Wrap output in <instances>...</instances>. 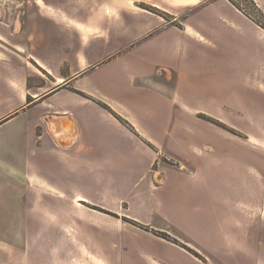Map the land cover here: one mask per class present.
<instances>
[{
    "label": "crops",
    "instance_id": "1",
    "mask_svg": "<svg viewBox=\"0 0 264 264\" xmlns=\"http://www.w3.org/2000/svg\"><path fill=\"white\" fill-rule=\"evenodd\" d=\"M254 1L264 12V0ZM208 49L220 53L211 67L251 72L242 86L253 88L252 97L237 90L214 99L210 110L198 106L193 73L202 59L207 69ZM218 78L209 84L222 96ZM262 87L264 28L229 0H0V121L7 118L0 168L12 167L18 182L43 185L14 196L41 201L34 214L44 221L27 224L32 231H67L65 219L75 216L78 230L113 254L120 218L87 205L148 222L156 215L165 230L186 209L159 197L186 200L210 190L239 156L247 155L242 184L260 183L261 145L227 147L229 134L200 114L224 121L234 114L253 128L232 124L259 136ZM255 197L254 188L248 200Z\"/></svg>",
    "mask_w": 264,
    "mask_h": 264
},
{
    "label": "rangeland",
    "instance_id": "2",
    "mask_svg": "<svg viewBox=\"0 0 264 264\" xmlns=\"http://www.w3.org/2000/svg\"><path fill=\"white\" fill-rule=\"evenodd\" d=\"M234 1L240 4L248 15L256 19L260 27H264L263 18L247 0ZM145 8L162 15L166 20L170 19L156 8L147 6ZM196 25L192 24L193 27ZM210 52L207 69L202 59L199 63L200 68L193 73L195 82L200 85L196 95L198 106L210 110L216 107L213 104L214 99H229L237 90L240 96L252 97L253 88L242 86L244 76L251 72L234 67L221 72L211 67L212 63H210V58L219 60L220 53L214 54V49ZM217 77L221 79L220 83L225 84L223 97L217 94V90L220 92L222 88L209 84ZM205 82L208 83L207 86ZM254 91L256 93V90ZM261 91L264 93V87ZM263 116L258 126L261 135L249 136L232 123L237 122L248 131L253 127L246 120L237 119L234 114L233 117L230 116L232 118H229L230 121L200 114L203 120L229 134L230 140H224L223 143L228 145L227 147H236L238 143H259L262 150L264 149ZM203 148L207 151L211 149L209 145ZM246 158L247 155L239 156V165L232 163L233 167L231 164L230 167L226 166L229 175L224 173L217 182L216 178H212L213 182L209 184L210 190L192 194L191 199L181 200L174 195L159 197L160 201L168 203V206L183 205L186 209L185 213L182 211L183 215L177 217V221H168L166 227L169 229H162L163 223L156 215L150 217L151 221L148 222L110 212L112 216L120 218L118 225H122L116 230V247L111 249L113 254H109L108 249L94 246L91 238L87 236L88 233L79 231L74 222L75 216L65 219V223L68 224L66 228H69L67 231L30 230L27 225L30 222L44 221L41 216L34 214L41 201L17 200L15 197L18 193L21 195L32 191L39 193L43 190V185L29 184L24 178L18 182L12 167L0 168V264H264V177H260V183L251 187L242 184L243 177H248L244 169ZM165 161L171 162L166 159ZM227 177L231 182L219 183L220 178ZM252 186L255 188L256 197L254 200H248L254 190ZM81 194L91 195L87 189ZM138 203L142 201L138 200ZM87 206L95 207V205ZM123 207L126 206L123 204ZM167 208L170 211L172 209ZM133 212L143 219L147 218L144 209L140 207H136ZM170 217L174 216L170 215ZM178 220L189 227L180 224Z\"/></svg>",
    "mask_w": 264,
    "mask_h": 264
},
{
    "label": "trees",
    "instance_id": "3",
    "mask_svg": "<svg viewBox=\"0 0 264 264\" xmlns=\"http://www.w3.org/2000/svg\"><path fill=\"white\" fill-rule=\"evenodd\" d=\"M232 4H234L239 10H241L244 14H246L248 17H250V19H252L256 24L260 25L258 21H256V19L252 18L250 15H248L245 11V9L243 7L240 6V4H238L237 2H235L234 0H229ZM248 3L250 4V6L259 14L260 17L263 18L264 20V12L258 7V5L255 3L254 0H247ZM264 28V27H263ZM98 103L104 107L105 109H107L108 111H110L116 118H118L123 124H125L126 126H130L128 121H126L125 119H123L122 117H120L117 113H115L108 105H106L105 103L101 102V101H98ZM7 118L3 119L0 121L3 122L4 120H6ZM92 208H95V209H99L103 212H106V213H110V211H107V210H104V209H100L97 208L96 206H90Z\"/></svg>",
    "mask_w": 264,
    "mask_h": 264
},
{
    "label": "water",
    "instance_id": "4",
    "mask_svg": "<svg viewBox=\"0 0 264 264\" xmlns=\"http://www.w3.org/2000/svg\"><path fill=\"white\" fill-rule=\"evenodd\" d=\"M160 180H161L160 175H159V174H156L155 177H154V181H155L156 183H159Z\"/></svg>",
    "mask_w": 264,
    "mask_h": 264
},
{
    "label": "snow or ice",
    "instance_id": "5",
    "mask_svg": "<svg viewBox=\"0 0 264 264\" xmlns=\"http://www.w3.org/2000/svg\"><path fill=\"white\" fill-rule=\"evenodd\" d=\"M38 2H39V0H38Z\"/></svg>",
    "mask_w": 264,
    "mask_h": 264
}]
</instances>
